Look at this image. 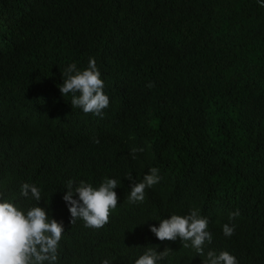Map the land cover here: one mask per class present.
I'll return each mask as SVG.
<instances>
[{
    "label": "trees",
    "instance_id": "16d2710c",
    "mask_svg": "<svg viewBox=\"0 0 264 264\" xmlns=\"http://www.w3.org/2000/svg\"><path fill=\"white\" fill-rule=\"evenodd\" d=\"M262 2L0 0V200L63 223L56 264H134L165 247L159 264H204L208 251L264 264ZM90 58L110 100L102 116L59 88L69 64ZM152 167L161 179L130 203L126 176L139 183ZM105 178L119 184L108 223H71L67 182ZM24 183L39 202L20 194ZM193 209L212 234L203 256L150 231Z\"/></svg>",
    "mask_w": 264,
    "mask_h": 264
},
{
    "label": "clouds",
    "instance_id": "9594fccd",
    "mask_svg": "<svg viewBox=\"0 0 264 264\" xmlns=\"http://www.w3.org/2000/svg\"><path fill=\"white\" fill-rule=\"evenodd\" d=\"M261 6L264 7V2ZM62 77L60 92L63 96L72 94V107L81 108L85 114L103 115L110 100L104 92V81L94 58H90L87 68L83 70H78L75 63L69 64ZM148 87H152V84L149 83ZM94 142L99 143V140L94 139ZM137 151L142 152L143 148L131 149L133 158ZM158 171L152 167L150 174H146L139 183L131 174L126 176L133 181L128 197L130 203L144 201L145 189L151 188L161 179ZM118 186V181L111 178H105L98 188L84 181L74 186V181L69 180L63 200L71 214V223L79 218L85 222L86 227H103L109 221L110 212L117 206L119 198L114 189ZM29 193L38 202L42 199L41 190L37 186L22 184L20 194L28 197ZM2 195L0 192V196ZM239 214L238 210L230 213L229 219ZM208 223V218L203 217L198 209H193L185 216L173 214L170 218L162 219L159 227L151 225L150 231L160 241H175L178 237L181 241H190V246L198 255L203 256L205 244L212 241V234L207 230ZM234 230L235 225H223V234L226 237H231ZM63 232V223L50 219L45 208L34 206L25 212L7 199L0 200V264H56ZM188 246L187 243L184 244V247ZM170 251L168 247L160 252L148 248L134 264H159ZM102 264H109V261L104 260ZM204 264H238V261L227 251L219 254L208 251Z\"/></svg>",
    "mask_w": 264,
    "mask_h": 264
}]
</instances>
